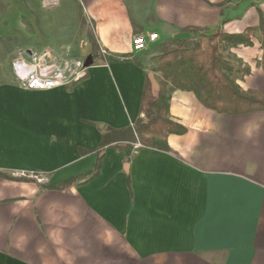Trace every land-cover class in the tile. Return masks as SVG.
Listing matches in <instances>:
<instances>
[{"label":"crops","instance_id":"0c3cea01","mask_svg":"<svg viewBox=\"0 0 264 264\" xmlns=\"http://www.w3.org/2000/svg\"><path fill=\"white\" fill-rule=\"evenodd\" d=\"M79 1L99 52L116 59H94L69 87L0 84V264H264V109L218 113L174 90L170 117L186 132L168 135L167 151L127 160L108 147L94 178L45 187L93 169L96 155L77 148H95L103 126L143 116L149 76L182 40L255 29L223 56L239 88L264 98V0ZM150 33L159 39L133 51Z\"/></svg>","mask_w":264,"mask_h":264},{"label":"trees","instance_id":"16d2710c","mask_svg":"<svg viewBox=\"0 0 264 264\" xmlns=\"http://www.w3.org/2000/svg\"><path fill=\"white\" fill-rule=\"evenodd\" d=\"M260 65L264 70V15L259 12ZM196 27H186L183 31L198 32ZM255 29L248 28L241 33L228 34L217 31L204 36V40L192 46L178 44L176 48L162 53L158 60V87L152 90L148 80L142 92L140 114L134 123L127 127L112 128L103 126L100 140L95 148L78 147L80 155L94 153L96 162L89 172L71 177L58 185L46 184L47 188L62 189L78 180L94 178L100 169L104 149L111 147L123 150L128 160L140 148H152L167 151V137L170 134H183L186 128L170 117V93L185 90L194 93L205 107L218 113L237 115L264 109V98L256 91H242L231 76L233 65L223 56V50L236 45L249 46ZM90 38H92L90 36ZM92 42H94L92 40ZM96 49L98 50L97 46ZM93 59L110 61L112 59L101 52L92 55ZM75 83V82H74ZM73 83V84H74ZM139 146H136V145ZM4 176V174H1ZM24 179V178H23Z\"/></svg>","mask_w":264,"mask_h":264},{"label":"rangeland","instance_id":"374dc122","mask_svg":"<svg viewBox=\"0 0 264 264\" xmlns=\"http://www.w3.org/2000/svg\"><path fill=\"white\" fill-rule=\"evenodd\" d=\"M96 46L79 0H0V84L16 83L12 64L26 50L47 48L60 60L92 56L98 53Z\"/></svg>","mask_w":264,"mask_h":264},{"label":"built area","instance_id":"2783aa9c","mask_svg":"<svg viewBox=\"0 0 264 264\" xmlns=\"http://www.w3.org/2000/svg\"><path fill=\"white\" fill-rule=\"evenodd\" d=\"M159 39L157 33L147 35L138 34L132 40V50H144L149 43ZM104 54V50H100ZM85 58L66 56L57 60L47 48L26 50L12 64L14 79L18 86L28 91H43L83 79L87 67L84 66ZM136 146H139L138 144ZM38 182L45 178L30 175Z\"/></svg>","mask_w":264,"mask_h":264},{"label":"water","instance_id":"95a60500","mask_svg":"<svg viewBox=\"0 0 264 264\" xmlns=\"http://www.w3.org/2000/svg\"><path fill=\"white\" fill-rule=\"evenodd\" d=\"M92 64H93V58L91 55H89L85 59L84 66L90 67ZM149 78H150L152 90H155L158 87L157 81L155 80V78L152 75H150Z\"/></svg>","mask_w":264,"mask_h":264}]
</instances>
